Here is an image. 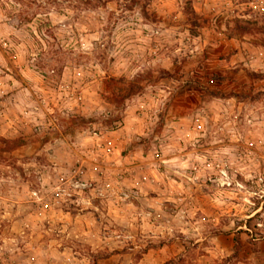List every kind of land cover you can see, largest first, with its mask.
<instances>
[{
  "label": "rangeland",
  "instance_id": "1",
  "mask_svg": "<svg viewBox=\"0 0 264 264\" xmlns=\"http://www.w3.org/2000/svg\"><path fill=\"white\" fill-rule=\"evenodd\" d=\"M258 4L0 0V264H238L264 247Z\"/></svg>",
  "mask_w": 264,
  "mask_h": 264
},
{
  "label": "clouds",
  "instance_id": "2",
  "mask_svg": "<svg viewBox=\"0 0 264 264\" xmlns=\"http://www.w3.org/2000/svg\"><path fill=\"white\" fill-rule=\"evenodd\" d=\"M228 6L229 7H233V5H231V4H229ZM234 7L239 8L241 13L243 12V8H244L243 5H240V4L237 3ZM254 7L259 8L260 11H264V0H259V4L258 5H255ZM237 14H239V13H237ZM169 19L171 21H174V22H181L182 21L183 17H182L181 10H180V7L179 6L176 7L175 15L170 16ZM167 23H168V20L167 19L164 20V21H160L159 27L161 29H164L165 28V25ZM142 27H149V25L144 24V25H142ZM163 34L164 33L161 32V35H163ZM160 48H162V45H160L158 43L157 51H159ZM209 167H211V166H209ZM222 167H223V165H221V168ZM251 178H252L251 175H249L248 177H246V179H251ZM44 183L47 184V180H45ZM261 191H264V189H261ZM50 193H56L57 196H60L61 198H63V196L61 195V190H60V184L59 183H55V186L49 185L47 188L44 189V194L45 195H48ZM254 194L255 193H250V195H254ZM245 203H248L247 199H245ZM97 211H99V209H97ZM206 219H207V226L206 227L209 230L208 231V235L207 236H199L200 230L205 228V225H204V222L203 221H199V223L201 224V229H198L197 230V235L199 236V239L200 240H207L209 247H214L215 237H213L211 235L210 229L214 228L219 223V219H218V217H213L211 215V213L208 214V216L206 217ZM218 255H219V258H226V257L230 256L231 253L225 251L222 254H218ZM206 260H212V257L211 256H208V257H206ZM244 264H264V247H261L260 245H257L250 252L249 256L244 261Z\"/></svg>",
  "mask_w": 264,
  "mask_h": 264
},
{
  "label": "built area",
  "instance_id": "3",
  "mask_svg": "<svg viewBox=\"0 0 264 264\" xmlns=\"http://www.w3.org/2000/svg\"><path fill=\"white\" fill-rule=\"evenodd\" d=\"M216 183L222 187L226 188H234L240 190L244 187V184L237 180L236 178H231L226 170H220V173L218 177L215 179ZM91 184L87 182H79L75 181L71 183V186L74 189L84 190L85 188H88Z\"/></svg>",
  "mask_w": 264,
  "mask_h": 264
},
{
  "label": "trees",
  "instance_id": "4",
  "mask_svg": "<svg viewBox=\"0 0 264 264\" xmlns=\"http://www.w3.org/2000/svg\"><path fill=\"white\" fill-rule=\"evenodd\" d=\"M121 119H122L121 117H118V118L114 121L115 124H113L111 127H112V128L116 127V125H117L118 123L121 122ZM4 143L17 145L16 142H10V141L7 142L6 140H4ZM234 239H235L234 251L236 252V250H238V246H237L238 238H234Z\"/></svg>",
  "mask_w": 264,
  "mask_h": 264
},
{
  "label": "crops",
  "instance_id": "5",
  "mask_svg": "<svg viewBox=\"0 0 264 264\" xmlns=\"http://www.w3.org/2000/svg\"><path fill=\"white\" fill-rule=\"evenodd\" d=\"M243 247H244L246 253L250 254V252L252 251V249L250 248L249 244L247 243ZM238 264H244V260L243 261H239Z\"/></svg>",
  "mask_w": 264,
  "mask_h": 264
}]
</instances>
